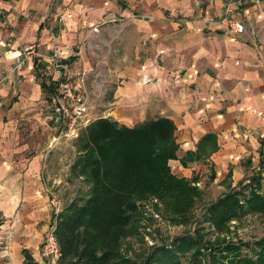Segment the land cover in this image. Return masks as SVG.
I'll use <instances>...</instances> for the list:
<instances>
[{
	"label": "crops",
	"instance_id": "1",
	"mask_svg": "<svg viewBox=\"0 0 264 264\" xmlns=\"http://www.w3.org/2000/svg\"><path fill=\"white\" fill-rule=\"evenodd\" d=\"M231 1L5 0L0 4V236H6L10 249L3 257L0 248V264H25V249L39 262L36 249L52 230V197H59L64 209L75 198L73 194L66 198L70 191L66 193L65 184L80 180L69 177L67 142L47 122L49 95L67 73H87L90 95L106 94L104 117L120 125L172 120L179 158L196 152L211 135L215 140L205 148L210 153L217 144L219 150L207 162L238 164L251 156L254 168L260 169L264 0H242L236 7V17L246 26L242 34L225 31L218 23ZM97 26L101 27L95 33ZM26 47L34 49L18 66ZM55 51L62 55L63 68L51 58ZM78 51L81 54L75 56ZM91 103L97 111L92 98ZM200 162L205 161L188 165L197 167ZM244 172L235 170L236 176ZM247 174L241 180L253 173Z\"/></svg>",
	"mask_w": 264,
	"mask_h": 264
},
{
	"label": "trees",
	"instance_id": "2",
	"mask_svg": "<svg viewBox=\"0 0 264 264\" xmlns=\"http://www.w3.org/2000/svg\"><path fill=\"white\" fill-rule=\"evenodd\" d=\"M74 140L78 155L71 172L89 185V192L53 216L57 264H264V238L245 241L237 235L246 216L264 215L262 173L208 203L202 219L194 220L203 192L197 180L172 171L170 162L179 150L172 120L127 127L102 117ZM213 140L206 136L198 152L207 153L205 143ZM260 166L263 171V161ZM148 204L157 210L162 206L172 224L193 227L134 259L125 253L124 242L138 234ZM232 222L239 226L232 229ZM22 254L25 264H39L29 250Z\"/></svg>",
	"mask_w": 264,
	"mask_h": 264
},
{
	"label": "rangeland",
	"instance_id": "3",
	"mask_svg": "<svg viewBox=\"0 0 264 264\" xmlns=\"http://www.w3.org/2000/svg\"><path fill=\"white\" fill-rule=\"evenodd\" d=\"M90 96L93 100V103L97 106V111H94V114L92 115V117L89 118L90 119L89 123H91L92 121L98 118L104 117L108 111L106 107L107 100L104 99L106 94L104 98L99 97L97 95L95 97L92 94ZM65 141L67 142V145H68L67 154L69 156L68 158L69 161L67 165H68V168H70L69 170L70 172L68 171V174H69V177H71L72 175V177L76 178L73 174H71L72 166L69 167V164L71 163L70 159L72 160V156L74 154H78L76 142L74 139H65ZM216 148L217 150L210 152V153L205 152V154H200L197 149L196 152H188L182 158H179L177 155V159L170 162V166L175 175L181 178L197 180V186L203 192L201 198L197 201L196 206H195L194 220L202 219L200 216L204 208L208 205V203L218 199L219 197L223 196L224 194L234 189V188H231L233 182L238 183L237 185H240L245 180V179L241 180L243 176L249 175L247 173H253L251 176L257 173L258 174L262 173V176L264 178V175H263L264 169L263 171H260L262 168L259 165L258 167H260V169L257 167L254 168V164H253L251 156H246V158H244V160L238 164L231 163L229 165L220 166L218 163L216 164L212 161L207 162L206 160L211 158L213 154L217 153L219 150L218 146L214 148L212 147V150ZM194 154L197 155L198 157L197 159H193ZM201 160H204L205 162H200L197 165V167L192 164L188 165L189 163H192L194 161H201ZM72 162L74 163V160ZM237 167H239L242 170L246 169V172H244V174H242L241 176H236L235 170L237 169ZM233 177H235V179H233ZM69 183L70 185H68V183L65 184L66 193L70 191L66 198L68 197L71 199L73 197L80 198V197H86L88 195L89 185L82 179H80L79 182L77 180L76 182L72 181ZM72 194L74 195L73 197H71ZM51 200H52L51 204L53 207V210H52L53 216L57 215V211L55 207L56 203L61 204V211L64 210V206L59 197L58 198L52 197ZM69 202L70 201L67 200V205L69 204ZM154 203H157V201H154ZM159 208L160 209H158L159 210L158 211L156 207L150 204L145 206V214H144L145 218L140 224L138 234L134 237L127 239L124 242V251L130 257L134 259H138L150 247L156 244H160L162 242H169L174 237L184 234L190 228L193 227L192 225H188V226L178 225L177 226V225L172 224L171 222L166 220V218L163 216L162 211H161L162 206H160ZM243 220L244 221L240 224V226L238 222H232L231 224L232 229L234 228V226L235 227L239 226V229L237 230V235L240 238H242L245 241H254L260 238H264V215H249V216H246ZM196 225L197 224H194V227ZM51 233H52V230H48L46 234L43 235L41 242L39 243L36 249V252L39 254L38 256L39 264H57L58 259L49 256L48 251H47V238ZM7 240L8 239L6 238L5 235L0 236V248H1V252L4 253L3 257L6 256L5 252L7 253L8 251L10 252L9 244ZM21 263L22 262L19 261V264Z\"/></svg>",
	"mask_w": 264,
	"mask_h": 264
},
{
	"label": "built area",
	"instance_id": "4",
	"mask_svg": "<svg viewBox=\"0 0 264 264\" xmlns=\"http://www.w3.org/2000/svg\"><path fill=\"white\" fill-rule=\"evenodd\" d=\"M4 1L0 0V4L4 3ZM241 1L233 0L224 8L223 15L219 18L218 23L225 31L235 34L244 33L246 26L236 17V7L241 5ZM196 6L200 8L199 1ZM60 21L63 22V19ZM100 27H94L93 31L98 33ZM33 49L34 47L23 49L20 58H18V66L24 64L26 59L24 56L29 54ZM80 54L81 52L78 51L75 53V56H79ZM51 58L55 61L57 68L64 67V64L61 63L62 55L58 51L53 52ZM88 84L89 75L87 73L84 72L79 76L67 73L63 79L53 86L52 92L49 95L48 106L50 112L47 122L56 127L59 135L65 139H75L80 130L89 123V118L94 114ZM97 88L103 91L101 85L97 84ZM55 207L57 214H59L61 204L56 203ZM47 251L49 256L59 258V245L53 234V230L47 238Z\"/></svg>",
	"mask_w": 264,
	"mask_h": 264
}]
</instances>
